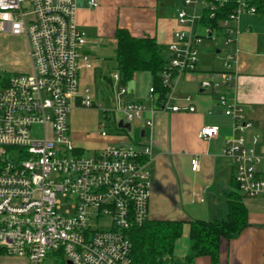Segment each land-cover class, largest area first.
<instances>
[{
	"label": "built area",
	"instance_id": "obj_1",
	"mask_svg": "<svg viewBox=\"0 0 264 264\" xmlns=\"http://www.w3.org/2000/svg\"><path fill=\"white\" fill-rule=\"evenodd\" d=\"M179 29L168 48L163 84L171 90L158 107L170 113H194L195 107L174 105L172 91L178 78L199 74V48L222 33L229 47L224 71L204 73L203 90L235 86L239 49V19L256 15L257 0H181ZM99 0H91V9ZM201 6L202 10L198 11ZM76 0H0V41L21 38L28 71L4 77L0 72V248L28 264H48L51 256L64 264H132L131 233L149 220L152 190L151 145L137 148L129 139L85 157L71 139L74 109H100L82 86L86 71L97 69L87 51L88 37L77 22ZM191 12V13H190ZM217 33V34H215ZM0 49L6 47L0 43ZM111 87L117 104L110 113L130 126L146 109L125 102L113 72ZM153 94V89L150 91ZM217 101L232 122V136L223 150L234 167V182L249 199H264V156L255 147L258 136L247 138L254 124L245 109L219 94ZM146 126L151 128L152 121ZM118 131H126L118 129ZM102 138L109 134L102 130ZM200 136L210 141L217 127L206 126ZM200 157L191 160L198 172ZM65 198V206L57 198ZM106 219L108 228H94Z\"/></svg>",
	"mask_w": 264,
	"mask_h": 264
},
{
	"label": "crops",
	"instance_id": "obj_2",
	"mask_svg": "<svg viewBox=\"0 0 264 264\" xmlns=\"http://www.w3.org/2000/svg\"><path fill=\"white\" fill-rule=\"evenodd\" d=\"M90 1L76 0L78 26L88 37L87 51L93 61H101L96 70L83 74L82 86L88 89L97 82L99 75L102 81H106L108 76H104V71H112L106 56L113 54L115 60L118 29H125L137 38H154L167 51L179 29L177 12L165 10L166 0H99L95 9L90 8ZM180 7L178 5L177 11ZM253 16L242 18L239 23L236 81L235 86L228 89L254 124V130L247 133V138L259 137L255 152L264 156V14ZM222 54L221 48L210 50L205 47L197 67L199 74L181 76L174 85L171 93L174 105L188 106L185 98L190 97L194 113L156 109L149 92L151 85L145 87L138 83V78L143 77L144 83L150 80L149 76L138 75L127 84V94L122 99L140 103L146 112L131 125L130 130L115 131L107 138L100 136V140L106 142L100 149L123 143L126 139L135 143L137 148L151 145L149 220L183 223V236L175 246V255L180 259L191 250L190 223L225 218L228 195L235 190L234 167L223 154L226 141L232 136L233 122L217 101L219 94L225 95L226 87L203 90L200 85L202 74L224 71L225 63L219 57ZM74 110L85 109L79 107ZM147 120L152 121L151 128L146 126ZM206 126L217 127L219 136L210 141L203 140L200 133ZM136 130L138 134L133 139L132 134ZM75 142H80V139ZM194 157L201 159L198 172L191 169ZM243 201L249 212L248 226L236 238L222 242L217 264H264V199L244 196ZM0 264H28V261L5 254L0 255ZM195 264L213 263L211 259L201 257Z\"/></svg>",
	"mask_w": 264,
	"mask_h": 264
},
{
	"label": "trees",
	"instance_id": "obj_3",
	"mask_svg": "<svg viewBox=\"0 0 264 264\" xmlns=\"http://www.w3.org/2000/svg\"><path fill=\"white\" fill-rule=\"evenodd\" d=\"M255 5L256 14H264V0H257ZM115 41V67L112 71L120 76L119 87L125 88L138 75H148L151 85L149 92L153 89V94L150 93L151 99L158 109L171 92L162 79V72L167 64V48L160 46L154 38H137L125 29L117 30ZM105 79L109 86H114L110 76ZM105 117L107 120L113 119L117 125L115 114L105 112ZM118 129L119 127H116L112 130L117 132ZM109 131L106 130L107 133ZM234 185L235 190L228 195V213L225 218L214 222L190 223L191 250L186 257L180 259L175 255L176 243L183 236L182 222L148 220L131 233L132 264H195L201 257H207L213 264H217L222 242L239 236L249 222L244 196L235 182ZM5 254L0 248V255Z\"/></svg>",
	"mask_w": 264,
	"mask_h": 264
},
{
	"label": "rangeland",
	"instance_id": "obj_4",
	"mask_svg": "<svg viewBox=\"0 0 264 264\" xmlns=\"http://www.w3.org/2000/svg\"><path fill=\"white\" fill-rule=\"evenodd\" d=\"M165 10L177 12L178 5H182L181 0H166ZM202 7H198V11H201ZM191 13V12H190ZM246 17V18H245ZM254 16L243 15L240 17L239 21L242 18L247 19ZM197 33L201 37H203L202 43L199 48V56L204 52L205 47H208L210 50H215V48H221L223 50V54L220 55V59L223 60V63L226 62V58L228 55V51H231L229 47L225 46V39L222 33H215L216 40L207 39L206 28L198 26ZM0 43L2 46L6 47L4 51L0 49V72L6 78L8 76H12L16 73H23L28 71L27 64V55L26 50L24 48L23 40L21 38H9L7 40H1ZM108 60V65L110 67H115L114 55L106 56ZM200 61V58H199ZM199 64V63H198ZM199 67V65H197ZM216 68H219L215 65ZM198 69V68H197ZM198 71V70H197ZM113 71H104V76H110ZM100 76V75H99ZM98 76L97 82L94 85L90 86L91 95H93V102L97 106H101L98 110L93 109H85V110H74L70 120L71 127V139L73 144L84 150L85 157H91L94 154V150L100 149L102 145L105 146L106 142H102L100 139V133L103 129L110 130L109 135H111L114 131L112 130L114 125L115 128L118 126L114 124V120H107L105 117V112H110L114 109L117 104V100L113 94V91L109 84L106 81H102ZM143 78V77H142ZM138 78V83L141 85L148 87L150 85V80H145L143 83V79ZM232 88H230L231 90ZM226 87L225 95L227 99L232 103L233 98L230 94V90ZM149 101V99H147ZM147 102V101H146ZM151 102V101H150ZM148 102V104H150ZM105 130V131H106ZM112 130V131H111ZM138 131H134L132 134V138H136ZM77 139H80V142H75ZM135 145V143H134ZM103 148V147H102ZM62 204L65 206V198L61 195L57 198ZM110 222L106 219L100 220L98 223H94V228L104 229L108 228ZM48 264H64L61 259H56L53 256L47 262Z\"/></svg>",
	"mask_w": 264,
	"mask_h": 264
},
{
	"label": "water",
	"instance_id": "obj_5",
	"mask_svg": "<svg viewBox=\"0 0 264 264\" xmlns=\"http://www.w3.org/2000/svg\"><path fill=\"white\" fill-rule=\"evenodd\" d=\"M119 127L121 128V129H126V130H130V125L129 124H123V122H121L120 123V125H119Z\"/></svg>",
	"mask_w": 264,
	"mask_h": 264
}]
</instances>
